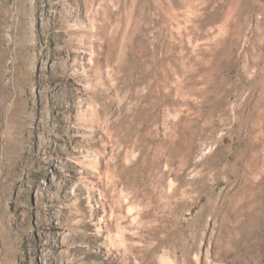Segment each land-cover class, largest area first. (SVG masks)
<instances>
[{
    "label": "rangeland",
    "instance_id": "obj_1",
    "mask_svg": "<svg viewBox=\"0 0 264 264\" xmlns=\"http://www.w3.org/2000/svg\"><path fill=\"white\" fill-rule=\"evenodd\" d=\"M101 185L120 253L264 264V0H0V264H119Z\"/></svg>",
    "mask_w": 264,
    "mask_h": 264
},
{
    "label": "bare ground",
    "instance_id": "obj_2",
    "mask_svg": "<svg viewBox=\"0 0 264 264\" xmlns=\"http://www.w3.org/2000/svg\"><path fill=\"white\" fill-rule=\"evenodd\" d=\"M86 24L84 23V22H82L81 20H77V21H75V24L73 25V28H75V29H78V30H80V29H82V28H85L86 26H85ZM113 177V176H112ZM111 177V178H112ZM110 178V180H112V182H114V179H111ZM116 182V181H115ZM108 184V183H107ZM114 184V183H113ZM115 185H113V186H111V187H114ZM110 187V186H109ZM108 189V185H101V186H99V189H98V192H99V199H98V201L96 200V205H97V207L100 209V217L93 223V231H94V233L95 234H97L98 236L99 235H101L102 233H103V231H104V233L106 232V239H107V246L104 248V252L102 253L103 254V256L105 257V258H108V259H111V260H116L117 261V263H119V264H153V262L154 263H156V264H190L191 263V261L193 260L194 261V263L195 264H198L199 263V257L197 256H194L193 257V259H192V257L190 256L191 254V252L196 248V241H197V231H195L194 232V234H193V239H192V243H191V245H190V248H189V251H188V253L187 254H185L184 255V252H183V259H182V263H178L176 260H177V258H173V259H171L170 257H167L166 255H162V256H159V257H155V258H151V260H149V258H150V256L149 257H145V258H143V259H141V261H138V259H136V255H133L132 254V249H133V246L134 245H132V244H129L128 246H127V248L122 252V253H120L119 252V250H118V248L119 247H117L116 246V244L114 243V241L112 240V237H111V235H110V231H109V222L111 221V219H113L112 218V210L110 209V207L108 206L107 208H108V210H107V208H106V199H105V194L107 193L106 191H108L107 190ZM90 196V195H89ZM89 196L87 197V199H89ZM121 197V196H120ZM164 197V196H163ZM161 199H163L162 197H161ZM164 200H165V197H164ZM168 201V200H167ZM167 201H164V202H166V208H167ZM89 202V201H88ZM162 202H163V200H162ZM163 202V203H164ZM108 203V202H107ZM165 204V203H164ZM162 206V205H161ZM166 208H164V209H166ZM163 209V210H164ZM120 210V209H119ZM162 210V211H163ZM168 210H169V207H168ZM161 211V212H162ZM128 212V211H127ZM115 213V212H114ZM130 213V212H129ZM166 213V212H165ZM165 213H163L164 215H165ZM171 213V212H170ZM169 213V214H170ZM174 213V212H173ZM172 213V214H173ZM128 215H130V214H128ZM169 217V216H168ZM171 217H173L172 215H171ZM178 216H175V218L174 219H178L179 220V217L177 218ZM116 218V217H115ZM120 218V217H119ZM125 218V217H124ZM171 219V218H170ZM120 220V219H119ZM119 220H118V218L116 219V227H117V229L119 230V228H120V230H121V228H122V223L120 224V222H119ZM161 220V219H160ZM177 220V221H178ZM192 220H194V219H192ZM113 221V220H112ZM111 221V222H112ZM123 221V220H122ZM164 221V220H163ZM171 221V220H170ZM174 221V220H173ZM151 222H153V221H151ZM176 222V221H175ZM126 223V222H125ZM157 223V222H156ZM162 222H160V223H158V224H161ZM170 223H172V222H170ZM181 223H182V220H180V221H178V223H175V230L170 234V236H172L173 234H174V236H173V240L175 239V245L176 246H180L181 248H183V241L185 240V238H184V233H179L178 232V229H179V227H180V225H181ZM129 224V223H128ZM164 224H165V222H164ZM164 224H162V226L164 225ZM173 224H174V222H173ZM125 225V224H124ZM133 224H132V221H131V224H129V226H132ZM142 225V224H141ZM152 225H153V223H152ZM157 225V224H156ZM166 225V224H165ZM164 225V226H165ZM125 227H126V225H125ZM153 227H156V226H153ZM146 228V227H145ZM147 228H149V227H147ZM151 228V227H150ZM149 228V229H150ZM126 229V228H125ZM154 230L155 229H157V228H153ZM153 229H151V230H153ZM127 230V229H126ZM121 231H123L124 232V230H121ZM150 231V230H149ZM158 231V230H157ZM166 231V230H165ZM120 232V231H119ZM128 232V231H127ZM126 233V232H125ZM167 233V232H166ZM122 234V233H121ZM153 236V235H152ZM171 238V237H170ZM168 239H169V234H166V235H164V236H162V238L161 239H159V241H158V243L157 244H160V243H163V242H167L168 241ZM172 240V239H171ZM122 242V241H121ZM172 242V241H171ZM118 243V242H117ZM121 244V243H120ZM154 244V243H153ZM153 244H151L152 246L151 247H149V249H146V250H149V253L151 252V253H153V251H154V245ZM164 244V243H163ZM173 257V256H172ZM175 257V256H174Z\"/></svg>",
    "mask_w": 264,
    "mask_h": 264
}]
</instances>
